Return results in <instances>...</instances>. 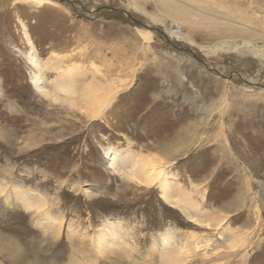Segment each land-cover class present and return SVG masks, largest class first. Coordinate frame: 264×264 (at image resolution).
<instances>
[{
	"label": "rangeland",
	"instance_id": "1",
	"mask_svg": "<svg viewBox=\"0 0 264 264\" xmlns=\"http://www.w3.org/2000/svg\"><path fill=\"white\" fill-rule=\"evenodd\" d=\"M252 1L264 11V0H0V233L21 249L0 264H264V13ZM105 6L172 44L156 31L145 43L146 27L95 12ZM243 16L256 35L209 19ZM32 50L53 66L39 83H71L74 100L36 90ZM96 87L114 96L90 118L79 97ZM143 161L166 169L183 209L128 176ZM27 196L45 206L26 209Z\"/></svg>",
	"mask_w": 264,
	"mask_h": 264
},
{
	"label": "bare ground",
	"instance_id": "2",
	"mask_svg": "<svg viewBox=\"0 0 264 264\" xmlns=\"http://www.w3.org/2000/svg\"><path fill=\"white\" fill-rule=\"evenodd\" d=\"M52 0H33V3L35 5H45V4H48L50 3ZM254 3V1H252ZM188 4V3H187ZM254 5L256 6V9L259 11V12H262L264 13V11H260L259 8H257V5L254 3ZM209 9V8H208ZM211 9V8H210ZM231 15H230V14ZM228 14L230 16H232V13L229 12ZM221 21L217 20V19H214V18H209V19H212V20H215V28L216 29H223L224 27V24H231V28L232 29H240L241 32L243 33H246V35H250L252 37V35H256V33L254 32V29L253 31L252 30V27L250 26V22L248 23V21L246 20V18L243 16L241 21H238L237 18L236 20L234 19H231L230 18H226V17H221ZM233 18V17H232ZM235 18V17H234ZM263 19V18H262ZM260 19V20H262ZM223 20V21H222ZM257 24V23H256ZM237 25H241L242 27H238ZM252 25V24H251ZM259 25V23H258ZM262 25V23H261ZM254 26V25H253ZM263 28H264V24L262 25ZM256 28V27H255ZM259 28H260V25H259ZM258 28V29H259ZM262 29H259L262 33L263 36H260L261 38L264 37V30ZM140 32V35L142 37V39L145 41V43H149L150 41H152L155 37V31H152L150 29H142V30H139L138 33ZM254 32V33H253ZM252 34V35H251ZM259 35V34H257ZM254 37V36H253ZM106 39V38H105ZM244 41V40H243ZM233 47V46H232ZM262 48V47H261ZM236 49L237 50H243V49H250V43L249 42H245L244 44H241V45H236ZM254 47L252 48V53ZM255 49H257L255 47ZM118 50V49H117ZM258 50V49H257ZM259 51V50H258ZM264 52V51H263ZM120 53V52H119ZM114 54V53H113ZM255 54V52H254ZM115 55V54H114ZM262 56V54H260ZM92 56V55H91ZM116 57V56H115ZM114 57V58H115ZM118 57V56H117ZM28 60L31 62V64L34 66V68H36L37 70L36 71V74L38 76V79L32 81L36 90L38 92H40L41 94L45 95V96H50L54 101H58L59 100V93L58 92H63L64 95L66 96V98L69 96L71 97V99L74 100V97L73 96L75 94V89L73 88V85L71 86L70 84H68L67 82H62V81H58L55 85H54V91L51 92L49 90H47L43 85H41L39 82L40 80L42 79L41 78V75L44 74V67L46 66L47 68H53V66H50L48 67V64H44L42 65L38 59V57L36 56V53L34 52V50H32L29 55L27 56ZM103 58H106V56L104 55ZM94 59V58H93ZM98 59V58H97ZM261 59V58H260ZM88 61V60H87ZM94 62V61H93ZM91 63V62H90ZM92 66H95L94 63H91ZM48 71V70H47ZM69 71V70H68ZM67 71V72H68ZM95 72H98L99 69L98 67H95L94 69ZM220 73H222L221 70H218ZM66 72V73H67ZM102 72V71H101ZM64 74V73H63ZM109 74H112L111 72L107 71L105 73L102 74V79H104L103 81H106V83H102L104 84L105 86H108L110 85V87L112 86V83L113 82V79H109ZM60 75V73H59ZM37 78V77H36ZM33 79V78H32ZM44 79V78H43ZM62 79V78H61ZM99 79V78H98ZM84 80V79H83ZM101 80V79H100ZM108 84V85H107ZM97 85V84H95ZM95 85H92L95 87ZM103 85V86H104ZM117 85V84H116ZM80 86V85H79ZM78 86V87H79ZM129 86V83L128 84H124L123 87H124V90H126L125 88H127ZM76 87V86H75ZM82 87V86H81ZM120 87V86H119ZM80 88V87H79ZM97 88V87H96ZM103 87L101 86V89ZM113 88V87H112ZM81 89V88H80ZM114 89V88H113ZM91 90V89H90ZM93 90L95 91L96 89H92L91 91H87V93H81L80 95L82 97H79V96H76L79 97V98H82V101H83V104H84V110H88L86 112V114H88V116L90 118H95V117H99L102 115V110H101V107H105L107 106L108 104H105V101L107 100H112L114 94H112L110 97H107L106 94L98 91V88L96 90V93L93 92ZM83 91V90H82ZM112 91V90H110ZM120 91V90H119ZM115 93V91H113ZM62 94V93H61ZM62 100V99H61ZM66 100V99H65ZM71 103V101H70ZM97 106V109H95V107ZM83 109V108H81ZM209 109V108H207ZM84 112V111H83ZM85 115V114H84ZM83 116V115H82ZM198 125V124H197ZM199 126V125H198ZM183 145L180 146V149H184L185 148V144H181ZM178 147V146H177ZM162 150L163 152L169 157V158H172V156H174V154L177 152L175 151L176 149H171V148H163L162 147ZM116 151L117 150H114L113 148L109 147V148H104V157L106 159H109V160H112V162H109L110 166L112 167L113 170H116L118 169L117 166V163L115 161H113V158L116 154ZM161 156V154H160ZM132 158V157H135L136 156H129L128 158ZM157 157V156H156ZM130 158V159H131ZM161 159V158H160ZM135 160V159H134ZM149 160V159H148ZM159 160V159H158ZM162 160V159H161ZM160 161V160H159ZM134 162V161H133ZM119 164V163H118ZM132 171H131V174H129L128 176L129 177H134V174H136V176H140L142 177L141 180H139L140 182H144L146 184H149V185H152V184H156L159 188H160V196L162 199H164L167 203L169 202L171 205L173 204L174 206H182V199H178V197L175 198V196H173L172 192V185L170 183V181L168 180L167 178V173H166V169L162 168L161 166L158 167L156 162L154 161H143L142 163L140 164H137V162L135 164H133L132 166ZM168 170V169H167ZM128 174V173H126ZM133 174V175H132ZM185 191V190H184ZM172 194V195H171ZM182 194V193H181ZM184 194V193H183ZM178 195V194H177ZM187 195V194H186ZM242 195V194H241ZM31 197V196H30ZM29 196L25 197V198H21V197H17V199H19V201H21V203L23 204V206L27 209V208H30V207H35V210H39V208L41 207H44L45 206V203L42 202V201H39L37 198L35 199H31L33 197L30 198ZM184 198V197H183ZM185 199V198H184ZM27 200H30L28 202H26ZM185 202V200H184ZM188 202V201H187ZM172 205V206H173ZM182 209H183V206H182ZM186 209V208H185ZM259 214V213H258ZM49 217V216H48ZM116 228V226H115ZM111 229V235H112V238H116L119 236V232L117 229ZM119 229V228H118ZM2 233V232H1ZM0 233V234H1ZM169 233V232H168ZM2 235V236H1ZM0 235V252L3 251V249H12L11 252H10V256L12 257V259H17V251L21 250L18 246V243L14 240V239H9V238H3V234ZM101 240L103 242H106L105 241V238H104V234L101 235ZM170 238V237H169ZM167 244V243H166ZM13 246V248H12ZM169 259L167 260L168 263H175L174 261H176L178 259V257L174 256V257H168ZM177 258V259H176ZM179 260V259H178ZM33 264H44L42 261H39V260H35L33 262Z\"/></svg>",
	"mask_w": 264,
	"mask_h": 264
},
{
	"label": "water",
	"instance_id": "3",
	"mask_svg": "<svg viewBox=\"0 0 264 264\" xmlns=\"http://www.w3.org/2000/svg\"><path fill=\"white\" fill-rule=\"evenodd\" d=\"M58 1H62V0H58ZM103 9H111V10H114V11H118V12H122V13H124V14H125V15H126L131 21H133V22H135V23H137V24H141V25H143L144 27H146V28H148V29H151V30H154V31H156V32H159L160 34H163V35L166 37L167 42L170 43V44H172L171 41L169 40V38L167 37V34H166V33H164L163 31H161V30H159V29H156V28L150 27V26H148L147 24H145V23H143V22H141V21L135 19L131 14H129V12H127V11H125V10H123V9H116V8L106 7V6H105V7H101V8H99L97 11L95 10V12L98 13L99 10H103ZM173 45H174V44H173ZM176 47H177V46H176ZM177 48L180 49V50H182V51L190 52V53L192 54V56H193L196 60H198V61L202 62L204 65H206V67H207L209 70L218 73L219 75L223 76L224 78H231V77H232L233 74H231V76H225L224 74L220 73L217 69L209 67V66L206 64L205 61H203L201 58H199V57L197 56V54L195 53V50H193L191 47H177ZM236 73L241 77L240 72H236ZM241 78H242V77H241ZM242 79H243V78H242ZM246 82L253 83V85H256V86H262L261 84L258 85L257 83H254V82H251V81H246ZM263 86H264V85H263Z\"/></svg>",
	"mask_w": 264,
	"mask_h": 264
}]
</instances>
